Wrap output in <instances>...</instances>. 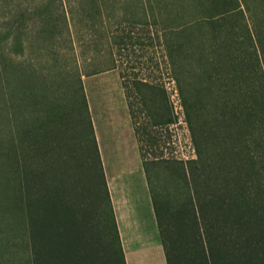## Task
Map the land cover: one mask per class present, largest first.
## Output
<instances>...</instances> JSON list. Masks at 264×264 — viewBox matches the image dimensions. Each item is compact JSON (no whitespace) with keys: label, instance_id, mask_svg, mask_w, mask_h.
Returning a JSON list of instances; mask_svg holds the SVG:
<instances>
[{"label":"trees","instance_id":"16d2710c","mask_svg":"<svg viewBox=\"0 0 264 264\" xmlns=\"http://www.w3.org/2000/svg\"><path fill=\"white\" fill-rule=\"evenodd\" d=\"M139 2L195 154L145 158L138 133L174 122L168 93L164 84L145 77L129 81L120 70L166 264H264V0ZM75 3L81 0H66L70 14ZM40 6L31 10L45 25L40 33L55 38L58 19ZM63 19L69 31L65 13ZM124 37L117 34L112 43L123 45ZM136 99L138 114L131 107ZM1 122L2 169L9 178L2 188L12 211L23 215L28 264H126L98 148L93 175L80 180L81 163L70 151L62 166L46 163L53 151L48 139L60 133L59 125L40 124L30 141L24 127L15 130L17 122L4 115ZM3 248L0 243V253Z\"/></svg>","mask_w":264,"mask_h":264},{"label":"rangeland","instance_id":"374dc122","mask_svg":"<svg viewBox=\"0 0 264 264\" xmlns=\"http://www.w3.org/2000/svg\"><path fill=\"white\" fill-rule=\"evenodd\" d=\"M39 1L0 0V142L5 139L3 115L17 122L16 131L20 127L28 130L30 141L36 137L40 124L59 125L60 133L48 139L53 151L46 163L62 166L70 151L81 163L80 180L88 173L93 175L91 166L95 147L98 148L114 201L124 207L127 223L133 226L131 237L144 242L155 218L139 144L146 159L195 157L188 124L159 43L157 39L147 38L150 33L155 37V33L147 32L143 24L139 0H81L82 6L76 3L71 6V14L67 12L70 6L66 0L62 4L60 0L56 4L51 0ZM41 4L42 9L49 6L58 19L55 38H50L48 32L41 34L45 25L34 19L31 10ZM117 34L125 36V44L118 47L112 43ZM120 70L128 73L129 81L145 77L164 84L168 93L174 122L138 133L140 143L132 125ZM57 71L62 74L56 77ZM10 106L21 119L11 114ZM131 107L138 114L140 101L132 100ZM155 107L159 108L160 104ZM60 113L65 115L64 123L58 118ZM2 154L0 151V228L3 230L0 238L8 235L5 241H0L4 245L0 264H28L23 215L12 211L9 192L2 188L9 181L2 169L5 164ZM155 182L157 187L161 186L162 182ZM134 257L129 256V264H137Z\"/></svg>","mask_w":264,"mask_h":264},{"label":"crops","instance_id":"0c3cea01","mask_svg":"<svg viewBox=\"0 0 264 264\" xmlns=\"http://www.w3.org/2000/svg\"><path fill=\"white\" fill-rule=\"evenodd\" d=\"M106 179L110 190V198L126 259V264L127 262L129 264L130 255L135 256L134 258L137 261V264H152V261H156L155 264H166L158 228H155V219L154 225L151 226L152 231L150 232V234H148V239L146 241L142 242L133 239L131 237V235H134L133 226L130 223H127V217L124 213V207L119 206L115 203L108 178ZM152 215H154L153 210ZM153 218H155V216Z\"/></svg>","mask_w":264,"mask_h":264}]
</instances>
